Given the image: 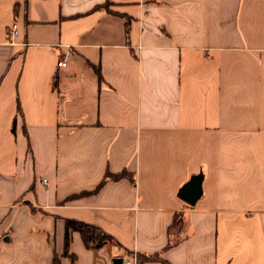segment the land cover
<instances>
[{
    "label": "crops",
    "instance_id": "crops-1",
    "mask_svg": "<svg viewBox=\"0 0 264 264\" xmlns=\"http://www.w3.org/2000/svg\"><path fill=\"white\" fill-rule=\"evenodd\" d=\"M66 218L113 237L72 264H264V0H0V264Z\"/></svg>",
    "mask_w": 264,
    "mask_h": 264
},
{
    "label": "trees",
    "instance_id": "trees-1",
    "mask_svg": "<svg viewBox=\"0 0 264 264\" xmlns=\"http://www.w3.org/2000/svg\"><path fill=\"white\" fill-rule=\"evenodd\" d=\"M123 174L124 173H121L118 176L120 177ZM106 176L110 177L111 175L107 174ZM182 223H183L182 215L181 214L174 215L173 221L171 222L167 230L168 241H167L166 247H169L176 243V241H173L171 237L181 228ZM73 231H78L84 243L86 245H91L94 248H98L102 246L104 243H106L107 241H110L113 239V237L109 233L105 232L104 230H102L100 227L96 225H91L83 221H79V220L72 219V218H66L65 219V230H64L63 255L69 257L70 264H72L74 261V255L68 253L69 245L71 241V233ZM157 259L159 258L156 254H153V255L140 254L138 255V264H140V262L142 263L144 261H154ZM53 264H59V258L56 255H54L53 257Z\"/></svg>",
    "mask_w": 264,
    "mask_h": 264
},
{
    "label": "water",
    "instance_id": "water-1",
    "mask_svg": "<svg viewBox=\"0 0 264 264\" xmlns=\"http://www.w3.org/2000/svg\"><path fill=\"white\" fill-rule=\"evenodd\" d=\"M201 181L202 174L198 173L193 175L189 181H187L184 185L179 189L178 195L187 203L194 204V202L200 197L202 189H201ZM121 258H115L114 264H121Z\"/></svg>",
    "mask_w": 264,
    "mask_h": 264
},
{
    "label": "built area",
    "instance_id": "built-area-1",
    "mask_svg": "<svg viewBox=\"0 0 264 264\" xmlns=\"http://www.w3.org/2000/svg\"><path fill=\"white\" fill-rule=\"evenodd\" d=\"M8 35L10 37H14L16 35V25L15 24H12L9 29H8ZM70 54V51H66L64 56L62 57V59L58 62V64L60 66H64L65 63H66V58L67 56ZM122 264H137L136 262V259L135 258H128V259H125L123 260Z\"/></svg>",
    "mask_w": 264,
    "mask_h": 264
}]
</instances>
